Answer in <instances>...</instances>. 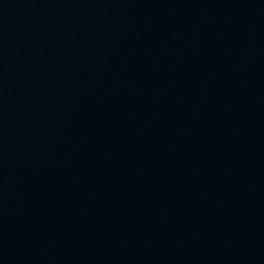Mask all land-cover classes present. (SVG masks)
I'll return each mask as SVG.
<instances>
[{
	"label": "water",
	"instance_id": "water-1",
	"mask_svg": "<svg viewBox=\"0 0 264 264\" xmlns=\"http://www.w3.org/2000/svg\"><path fill=\"white\" fill-rule=\"evenodd\" d=\"M0 264H264V0H0Z\"/></svg>",
	"mask_w": 264,
	"mask_h": 264
}]
</instances>
